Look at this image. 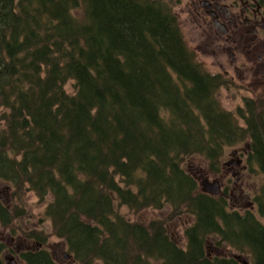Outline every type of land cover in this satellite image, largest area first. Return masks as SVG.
I'll return each mask as SVG.
<instances>
[{"label":"trees","instance_id":"trees-1","mask_svg":"<svg viewBox=\"0 0 264 264\" xmlns=\"http://www.w3.org/2000/svg\"><path fill=\"white\" fill-rule=\"evenodd\" d=\"M197 57L166 0H0V183L49 199L64 264H264V180L240 209L187 166L217 177L225 147L248 141L264 179V112L224 109L232 82ZM122 207L170 213L144 223ZM19 212L0 220L43 245L30 263L61 264ZM182 216L184 246L167 225Z\"/></svg>","mask_w":264,"mask_h":264},{"label":"rangeland","instance_id":"rangeland-1","mask_svg":"<svg viewBox=\"0 0 264 264\" xmlns=\"http://www.w3.org/2000/svg\"><path fill=\"white\" fill-rule=\"evenodd\" d=\"M170 1L172 4L175 2V0ZM182 8L181 6H177L173 9L174 12L178 14L180 27L188 45L194 48L198 53V61L202 62L206 67L205 69L210 72L216 73L223 70L229 72L234 78L235 83H231L228 87H222L218 92L221 106L228 111L236 112L238 107H245L246 101L252 104V98L264 97L263 76L261 74H255L254 71L245 68L236 69V67H241L240 63H234L232 61V56L228 54L225 55L219 47H214L216 44L212 43V39L207 36V32H204L202 26L198 23L191 22L190 17L185 12H181ZM66 87L70 90L69 83ZM239 123L244 125L242 120H239ZM247 143L248 141H243L225 147L224 155L221 158V171L217 177L213 175V171L206 166L203 160L198 158L187 160L189 161L187 166L192 168L188 170L192 172L197 171V178L202 191L204 186L201 182L203 180H207L209 183L218 181L220 187L219 193L224 191V187L228 185L235 197L232 201V205L240 209L251 205L254 193L261 190V185L264 180L260 173L248 174L249 170L241 168L236 162H230L234 159L238 160L239 158H243V165L247 164V156L245 157L242 154V150L246 147ZM234 168L242 173L240 179H236L240 174L232 175L233 171L231 169L234 170ZM11 187L8 186L7 183H1L0 195L2 197L1 200L5 202L4 207L13 206V210H20L14 223L24 230L40 233L42 237L46 238L51 254L53 253L58 261L64 262L66 260L64 254L67 251L66 243L52 234L51 221L45 214L49 199L46 198L42 201L33 191L26 189L22 190L20 194L14 195L13 188ZM121 210L123 214L130 217L133 221L144 223L152 219H166L170 213V209L168 208L162 210L147 209L140 212H133L127 207H122ZM187 218V216H182L179 219L169 221L167 224L173 239L182 246L186 243L184 230L188 224ZM189 221L191 222L192 220L189 219ZM15 228L16 227H9L5 229V231H11L14 235H20L22 230L18 228L15 230ZM14 231L16 232L14 233ZM2 236L5 239V235Z\"/></svg>","mask_w":264,"mask_h":264},{"label":"flooded vegetation","instance_id":"flooded-vegetation-1","mask_svg":"<svg viewBox=\"0 0 264 264\" xmlns=\"http://www.w3.org/2000/svg\"><path fill=\"white\" fill-rule=\"evenodd\" d=\"M166 1L170 3L172 9L177 6L183 7L181 12H185L191 22L202 26L207 36L212 39V43L216 44L214 47H219L225 55L232 56L234 63H240L241 67L236 69L245 68L254 71L255 74H261L264 78V0H175L174 4L170 0ZM220 72L235 83L229 72L223 70ZM251 100L254 111L262 114L264 98L256 97ZM249 148L246 144L242 150L245 157ZM242 161L243 158H239L230 162H236L241 168L249 170L248 174H250L248 164L243 165ZM231 170L232 175L240 174L236 179L241 178L242 173L238 169ZM1 198L0 195V208H3L5 202ZM7 228L9 227H4L0 220L2 231L0 248L4 250L0 251L2 256L0 264H31L29 257L42 250L43 245L38 244L36 240L14 235L11 231L6 232ZM2 235H5V239ZM44 248L56 262L64 264L70 261L65 257L66 260L60 262L53 253L51 254L48 244Z\"/></svg>","mask_w":264,"mask_h":264},{"label":"water","instance_id":"water-1","mask_svg":"<svg viewBox=\"0 0 264 264\" xmlns=\"http://www.w3.org/2000/svg\"><path fill=\"white\" fill-rule=\"evenodd\" d=\"M201 183L204 186L203 187V191L205 193L216 195L220 191V187H219V182L218 181H215L213 183H209L207 180H203ZM0 233H1V230H0ZM65 257L68 258V255H65Z\"/></svg>","mask_w":264,"mask_h":264}]
</instances>
